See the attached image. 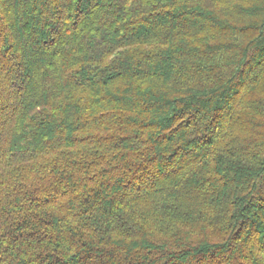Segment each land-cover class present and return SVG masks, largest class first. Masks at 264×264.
Segmentation results:
<instances>
[{
    "label": "trees",
    "instance_id": "obj_1",
    "mask_svg": "<svg viewBox=\"0 0 264 264\" xmlns=\"http://www.w3.org/2000/svg\"><path fill=\"white\" fill-rule=\"evenodd\" d=\"M0 264H264V0H0Z\"/></svg>",
    "mask_w": 264,
    "mask_h": 264
}]
</instances>
